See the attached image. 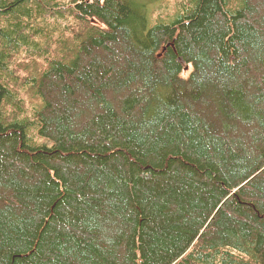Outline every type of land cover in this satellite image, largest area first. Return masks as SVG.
Masks as SVG:
<instances>
[{"label": "trees", "instance_id": "obj_1", "mask_svg": "<svg viewBox=\"0 0 264 264\" xmlns=\"http://www.w3.org/2000/svg\"><path fill=\"white\" fill-rule=\"evenodd\" d=\"M154 1L0 0V264H264V0Z\"/></svg>", "mask_w": 264, "mask_h": 264}, {"label": "rangeland", "instance_id": "obj_2", "mask_svg": "<svg viewBox=\"0 0 264 264\" xmlns=\"http://www.w3.org/2000/svg\"><path fill=\"white\" fill-rule=\"evenodd\" d=\"M178 1L181 2V0H156V1L152 2L150 4L151 8L153 6H155V8H157L156 10L155 9L152 10L154 12V14H153L154 17L164 15L166 13L173 11V9L175 8V4ZM66 2H68V0H66ZM28 19H30V18H28ZM184 66H185V64H184ZM32 130L33 131L31 134L35 135L36 130L35 129H32Z\"/></svg>", "mask_w": 264, "mask_h": 264}]
</instances>
